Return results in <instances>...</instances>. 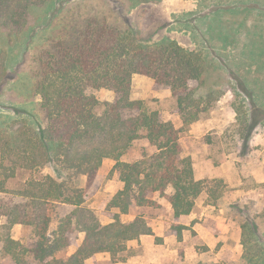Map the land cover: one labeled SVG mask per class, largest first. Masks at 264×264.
<instances>
[{"label":"trees","instance_id":"trees-1","mask_svg":"<svg viewBox=\"0 0 264 264\" xmlns=\"http://www.w3.org/2000/svg\"><path fill=\"white\" fill-rule=\"evenodd\" d=\"M47 1L0 0V27L20 30L29 9ZM93 10L71 13L63 34L34 54L32 84L24 94L27 100L37 98L36 110L3 105L16 116L0 119V264H85L101 252L110 253L114 262L122 260L129 240L154 234L142 213L130 221H123L122 214H130L135 205H160L153 198L159 193L178 218L191 213L206 187L195 179L192 158L183 153L180 139L184 127L202 119L219 100L212 88L201 92L207 57L172 38L150 41L126 21L112 23ZM0 58L2 84L9 72L5 56ZM135 74L151 77L155 89H171L173 111L181 115L183 127L148 108L145 100L132 98ZM101 88L113 90L114 99L101 101L95 94ZM106 158L115 161L110 173L123 182L107 204L109 223L85 206ZM47 167L55 172L45 173ZM21 170L32 172L31 177L11 188L9 181ZM84 176L87 183L81 186L77 180ZM170 186L174 191L168 193ZM67 206L71 209L50 233L56 208ZM16 224L29 230L27 238L13 236ZM187 228L174 224L167 234L181 240ZM241 228L248 261L264 264L252 225ZM81 232L82 244L66 253Z\"/></svg>","mask_w":264,"mask_h":264},{"label":"rangeland","instance_id":"rangeland-1","mask_svg":"<svg viewBox=\"0 0 264 264\" xmlns=\"http://www.w3.org/2000/svg\"><path fill=\"white\" fill-rule=\"evenodd\" d=\"M88 9L106 15L112 23L123 25L122 21H126L150 41L172 38L207 57L209 68L201 92L212 88L219 95V100L202 119L214 118L217 120L215 126L222 124L220 119H226L227 123L225 134L217 133L219 127H215L205 140L214 143L213 148L219 150V158L223 159L226 155L236 157L240 175L232 173L228 183L223 179L207 181L204 193L199 197L204 204L210 202L215 206L209 208L212 218L209 223L218 226V213L222 215L220 220L232 218L240 228L243 223L249 222L264 250V180L257 182L253 176V172L259 168L264 172V0H158L141 4L133 0H48L42 6L31 7L25 26L20 30L0 27V57L5 56L9 72L6 80L0 84V119L16 116L14 110L3 106L5 104L36 110L37 98L28 101L24 94V88L32 84L34 54L46 46L52 37L63 34L71 13L86 12ZM151 90L162 89H155L149 76L134 75L132 98L145 96L142 100L146 101L147 107L159 109L166 119L165 114L173 113L176 108L174 97L158 98L153 96ZM95 94L101 101H112L115 96L114 91L108 88L96 90ZM176 116H179L182 125L175 126L183 127L181 115L176 113ZM188 127L181 132L185 142L188 141ZM114 164L111 158L105 160L94 184L88 189L85 201V206L92 208L103 223L113 221L106 211L107 204L123 188V182L117 175L110 173ZM52 170L53 167H47L44 172H55ZM31 175L32 172L21 170L9 181V186L18 187ZM77 181L81 186H86L87 177ZM240 186L250 188V191L235 195ZM172 191V187L167 189L168 193ZM153 198L160 205H135L132 212L122 214L121 219L130 221L134 215L142 213L150 224L159 222L170 230L173 225L170 202L159 193L154 194ZM56 209L59 211L53 214L50 233L57 230L60 216L71 207ZM195 209H200V206ZM28 233L29 230L21 224H16L12 230L16 239L27 238ZM186 233L188 240L185 241L184 237L179 240L180 261L188 260L185 247L193 245L187 264H250L242 244V228L239 237L236 234L226 241H220L214 249L209 248L194 230H187ZM83 240L84 233H77L75 244L65 252H75ZM156 241L159 243L162 238L157 240L156 237ZM134 251L135 248L127 247L119 257L125 260ZM111 259L110 253L101 252L100 259L95 260L94 264H111Z\"/></svg>","mask_w":264,"mask_h":264},{"label":"crops","instance_id":"crops-1","mask_svg":"<svg viewBox=\"0 0 264 264\" xmlns=\"http://www.w3.org/2000/svg\"><path fill=\"white\" fill-rule=\"evenodd\" d=\"M235 39L237 40V38ZM236 40H234L233 46L235 45ZM249 64L250 62H248V64L246 63L247 68L249 67ZM153 83L154 80L152 79V85ZM151 92L153 93V96L158 98L173 97L170 88L155 91L151 90ZM137 98L144 99L145 96ZM165 117L166 120H172L173 123H175V125L178 127L179 125H182V123L178 120L180 119L179 116H176V112L165 114ZM215 121L217 120L214 118H207L191 123L187 130L188 141H183V137H181L180 141L183 148V153L185 155H190L192 158L195 179L204 180L205 182L223 179L225 183H228L230 182L229 178L232 176V173L234 175H240L236 165L237 158L233 157L232 155H226V157L223 159L219 158L217 155L219 150L217 148H213L214 143L205 140L206 135L215 127H219L217 133H220V135L226 133L224 132L227 123L226 119H220L219 121H221L222 124L219 123L218 126H215ZM253 176L257 182L264 180V172L260 168L253 172ZM249 191L250 188L248 189L240 186L236 190L235 195H244ZM203 193L204 191L201 193V195H203ZM199 196L195 201V207L200 206V209L196 210L194 207L191 213L182 215L178 218L175 217L173 211V225L184 224L188 226V228L184 229L185 231H183L184 240H188V233H186V231L194 230L209 246V248L214 249L220 241H226L232 236L235 237L236 234L239 237V234H241V228L235 225V221L232 218L225 217V221H222L220 220L222 215L221 213H218L217 218L220 221L218 226L209 223V221H212V218H210L211 214L209 208H214L215 206H213L210 202L204 204V200H201ZM134 218H130L129 220H133ZM150 225L152 226L154 234H144L137 239L129 240L127 242V246L129 248H135V251L131 253V255H129L125 260L117 262L112 261L111 264H180V262H182L181 264H187V261L191 257L193 245H188L185 247L186 259L188 260L180 261L178 251L180 241L177 235L175 233L167 234L169 229L162 227L159 222L157 224ZM156 237H161L162 241L158 243L156 241ZM224 248L225 246L223 249ZM100 255L101 253H97L95 256L86 259L85 264H94L95 260L100 259ZM90 259L92 262L89 263L88 261Z\"/></svg>","mask_w":264,"mask_h":264}]
</instances>
